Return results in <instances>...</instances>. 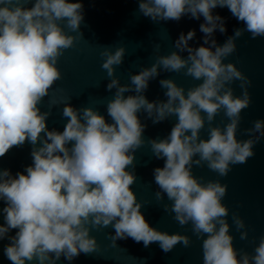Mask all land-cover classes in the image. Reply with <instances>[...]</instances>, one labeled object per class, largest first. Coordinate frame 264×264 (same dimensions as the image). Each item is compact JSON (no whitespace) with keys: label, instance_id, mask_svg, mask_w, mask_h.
I'll return each instance as SVG.
<instances>
[{"label":"clouds","instance_id":"obj_1","mask_svg":"<svg viewBox=\"0 0 264 264\" xmlns=\"http://www.w3.org/2000/svg\"><path fill=\"white\" fill-rule=\"evenodd\" d=\"M29 3L32 0H0V157L26 141L32 145V163L25 171L13 175L0 169V200L5 203L0 209L5 221L0 224V240L10 241L4 255L11 264H57L62 256L72 261L81 253H95L99 245L91 230L109 226L114 229L113 245L131 238L145 247L158 243L165 253L178 243L189 246L188 235L151 226L141 212L143 202L132 190L136 176L129 166H134V154L145 143L140 112L154 124L177 118L168 136L148 141L153 155L164 160L163 167L153 172L155 196L157 201L166 196L171 204H164V209L180 226L190 223L192 232L203 238V264H264V236L254 254L234 247L229 208L222 202L227 185L219 180L202 183L192 172L193 165L206 164L218 176H227L231 165L254 156V144L264 137V120L257 119L245 130L249 138H237L241 112L251 102V81L235 63L223 62L245 32L253 39L264 37V0H139L138 12L153 22L202 16L204 43L192 47L189 41L195 30L182 32L174 44L176 51L157 56L126 84L115 75L125 47L114 51L103 47L101 67L110 78L106 87L115 90L106 104L111 123L92 106L77 109L67 102L62 132L49 130L46 123L58 101L51 98L44 112L39 105L62 77L59 58L83 39V3L34 0L27 7ZM217 7H227L244 25L222 45L213 38L215 31H227L224 18L213 14ZM159 47L155 46L157 51ZM184 51L186 58L180 55ZM161 70H183L202 82L185 91L174 79H161L167 99L150 102L144 92ZM236 81L242 89L239 96L230 86ZM221 109L229 122L213 126ZM206 121L208 138H201ZM232 223L240 239H247L245 222L238 214H232ZM12 229H17L15 235L8 236Z\"/></svg>","mask_w":264,"mask_h":264},{"label":"water","instance_id":"obj_2","mask_svg":"<svg viewBox=\"0 0 264 264\" xmlns=\"http://www.w3.org/2000/svg\"><path fill=\"white\" fill-rule=\"evenodd\" d=\"M33 3L34 0L26 6L31 7ZM82 3L84 20L80 30L83 39H77L74 46L65 50L59 58L57 66L62 77L55 82L49 96H46L39 105L40 110L44 112L49 110L51 98L58 101L51 108V114L46 120L49 130L63 131L67 119L62 116V109L67 102L77 109L92 106L111 123L106 104L113 97L115 90L108 91L106 87L110 78L101 67L103 58L100 52L103 47L110 46L113 51L117 47H125L123 63L116 66L115 75L119 77L121 84H126L130 83L129 78L132 74L138 73L143 67H150L157 56L176 51L174 44L182 32L187 34L188 31L195 30L194 38L189 41L190 46L199 47L204 43V33L200 31V24L204 22L202 16L194 19L190 15H184L179 21L153 22L138 12L139 0H82ZM213 14H219L224 18L227 29L225 33L217 30L213 34V38L220 45L233 35L235 28L244 27L242 22L232 16L227 7H217L213 9ZM61 23L63 25V22ZM157 44L160 46L159 51L155 48ZM180 55L186 58L188 53L184 51ZM223 62L235 63L251 81L248 86L251 102L242 110L237 129V138L247 139L249 134L245 130L251 128L255 120H264V37L253 39L250 33L245 32L236 40L235 52ZM167 78L174 79L178 85L185 88V91L202 82L186 76L183 70L179 73L161 70L155 79L149 81L144 92L150 102L167 99L164 95L166 90L159 83L161 79ZM230 86L234 95L242 94L239 81L233 82ZM130 94L135 93H125V96ZM138 116L141 123L146 126L143 132L145 143L134 154V166H129L136 176V181L131 186L132 190L136 193L137 200L143 202L141 212L151 226L170 234L179 232L188 235L189 246L185 247L178 243L172 251L165 253L158 243L145 247L142 242L136 243L131 238L117 240L116 245H113L111 235H114V229L111 226L93 228L90 235L97 239L99 245L97 251L92 254L81 253L72 261H67L62 256L57 264H203V238H198L192 232L190 223L180 226L173 218L174 214L164 209V204H171L166 196L162 201H157L155 196L158 186L155 184L153 172L156 167H163L164 160L153 155L148 141L168 136L177 118L170 116L154 124L147 118L146 113L140 112ZM228 122L221 109L212 124L223 127ZM208 134L206 121L205 127L200 131V137L208 138ZM253 147L254 156L244 164L231 165L227 176H218L209 170L206 164L192 166L193 175L202 183L219 180L227 185L222 202L229 208L227 219L233 244L236 249L250 254H254L261 236H264V137H261ZM31 149L32 145L27 141L23 146L12 147L0 157V169H9L13 175L25 171L26 166L32 163ZM4 206V201L0 200V209ZM233 213L238 214L245 222L248 233L245 240L240 239V231H237L232 223ZM4 223L3 213L0 212V224ZM16 231L17 229H12L8 236L15 235ZM9 243L7 237L0 240V264H11L4 255V247ZM26 264H35V261H26Z\"/></svg>","mask_w":264,"mask_h":264}]
</instances>
